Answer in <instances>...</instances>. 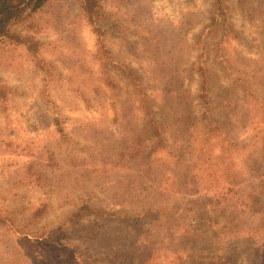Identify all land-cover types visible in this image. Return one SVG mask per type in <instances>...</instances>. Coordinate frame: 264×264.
<instances>
[{"label": "rangeland", "instance_id": "1", "mask_svg": "<svg viewBox=\"0 0 264 264\" xmlns=\"http://www.w3.org/2000/svg\"><path fill=\"white\" fill-rule=\"evenodd\" d=\"M10 30L0 264H264V0H50Z\"/></svg>", "mask_w": 264, "mask_h": 264}, {"label": "trees", "instance_id": "2", "mask_svg": "<svg viewBox=\"0 0 264 264\" xmlns=\"http://www.w3.org/2000/svg\"><path fill=\"white\" fill-rule=\"evenodd\" d=\"M48 1H50V0H0V36L15 39L16 41H19L20 43H24V42L28 41L26 39L20 38L16 34L12 33L10 28L13 24L24 20L27 15L34 13V12L38 11L39 9H41ZM218 1H222V0H218ZM199 99L202 102L205 101V104L209 106L208 89L206 86L201 87V94L199 96ZM155 132L158 133L156 129H155ZM159 174L161 176H156L157 179L159 177L161 179V181L158 184L159 191L157 190L159 193L156 190H154L153 192H154L155 196H157V197L159 196L163 200L164 199L166 200L168 198V196L163 195V193H165V190H164L165 188L163 187V185L166 184L168 179H167L165 172H160ZM144 191H148V193H146V192L144 193L145 195H148L149 197L151 196L152 192L149 193V189H145ZM226 194H228V193H226ZM226 194L216 195V197H215L216 199L213 201L214 204H216V206L219 207V205L225 201L224 203L225 204L227 203V207H229L228 201H230V200H229V198H227V200H226ZM169 195H171V196H169L170 198L176 197L177 193H175V194L169 193ZM184 197H185V195L181 196V198H184ZM198 200H200V199H198ZM198 200L194 201L195 206L198 205ZM238 202H239V200H237V203ZM235 206H236V204H235ZM196 207H198V206H196ZM207 207L209 208L211 206L208 204ZM177 210L178 209L176 207L169 209V211H171V215L170 216H168L169 214L167 215V220L165 221L166 224H168L167 223L168 221H172L173 218L178 214ZM198 211H199L198 208H196L194 210H191V209L185 210V213L188 214L187 219L190 222V224L187 228L186 234H184V236H185L184 240L186 241V244L191 243V244L197 245L198 244L197 241L200 240L201 236L195 234L197 232V230L196 231L194 230V229H197L196 225H198L199 224L198 222L200 221L199 218H197L198 217ZM212 211H216L215 208ZM160 213L164 214L165 212L164 211L162 212V210H159L157 217H159ZM233 214H231V215H233ZM75 216H77V215H75ZM182 218H183V216L180 217V219H182ZM195 219H198V220L196 221ZM169 226H171V224H169ZM178 227H180V225H178ZM179 232H180V230H174V232L172 233V238H174L175 236H179ZM196 258H197V256H194V257L192 255L186 256L187 264H192V263L201 264V263L197 262ZM191 260H193V262H190ZM207 260H209V262L207 264H211L212 263L211 261L213 259L211 257L210 258L207 257Z\"/></svg>", "mask_w": 264, "mask_h": 264}]
</instances>
